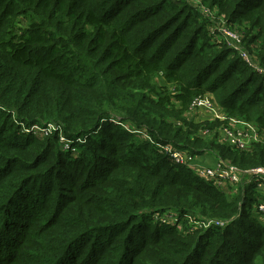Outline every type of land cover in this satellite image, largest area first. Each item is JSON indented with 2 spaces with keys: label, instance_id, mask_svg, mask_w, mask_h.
Returning <instances> with one entry per match:
<instances>
[{
  "label": "trees",
  "instance_id": "1",
  "mask_svg": "<svg viewBox=\"0 0 264 264\" xmlns=\"http://www.w3.org/2000/svg\"><path fill=\"white\" fill-rule=\"evenodd\" d=\"M195 1L219 21L194 0H0V264H264V0ZM206 94L260 142L222 143L228 119L191 109ZM157 144L233 164L244 191Z\"/></svg>",
  "mask_w": 264,
  "mask_h": 264
},
{
  "label": "built area",
  "instance_id": "2",
  "mask_svg": "<svg viewBox=\"0 0 264 264\" xmlns=\"http://www.w3.org/2000/svg\"><path fill=\"white\" fill-rule=\"evenodd\" d=\"M199 3V2H197ZM196 3V4H197ZM202 10V9H201ZM203 13H205L206 15H211L210 12L202 10ZM209 11H211L209 9ZM221 25L220 23H218V26ZM216 30H212L211 29V33L213 34ZM218 31H220L218 29ZM221 33V32H220ZM230 36H232L231 33H228ZM243 38V37H242ZM242 40V39H241ZM243 42V41H242ZM241 42V43H242ZM226 43L229 44L230 40L226 39ZM230 45V44H229ZM244 47V45H243ZM235 51L242 57V59L248 64V65H252V61L250 58L249 53L244 52L242 50H240L237 46H235ZM192 110H204L205 112H209L208 114L213 116L215 119H219V120H225L228 119L226 116L223 117L219 114V108L218 106L215 104L214 99L212 98V96L210 94H206L203 97H199L196 98V100L194 101V103L192 104L191 107ZM230 119V123H231ZM234 122V121H233ZM245 126L247 128V131H243V132H239L235 129V123H231L229 125H226L225 127L222 128L221 130V135H220V141L222 143H227L230 146L234 147L237 150H242L244 151V149L250 147L252 144L254 143H259L260 142V133H258L256 127L254 124L250 123V122H246ZM33 129L36 131V134H47L50 133L53 130H57V127H55L54 125H49L47 128L42 129L39 126H34ZM144 136H146V138H148L150 140V137L143 134ZM151 141V140H150ZM64 142V146L65 145H69V149H71V142H69L67 139L63 140ZM157 146L163 150V153L167 154L170 159H173L174 162L176 163H182V164H186V166L190 169H192L193 171H195L197 173V175L199 177H201L202 179H205L206 181L208 180H212V181H217V182H221L224 181L226 179H229L231 182L236 183L237 177L238 176V172L239 170L233 166V164L228 165L227 167H223V165H221L220 163H218L216 165L215 168H204V170H201L200 167H194L193 165H191L192 163V156H188L187 154L183 153L182 151L173 148L172 146H164V145H159L157 144ZM67 149V150H69ZM162 152V151H161ZM255 174L257 175H264V169H256L253 171ZM258 187H260V189H264V182L261 183V185H258ZM257 210L264 215V203L263 204H259V206L257 207ZM170 219H173V217H170ZM191 219V218H189ZM203 224H205L204 228H210V226L215 225L218 227H224L226 224L223 221H220L219 219H209L206 222H204Z\"/></svg>",
  "mask_w": 264,
  "mask_h": 264
},
{
  "label": "rangeland",
  "instance_id": "3",
  "mask_svg": "<svg viewBox=\"0 0 264 264\" xmlns=\"http://www.w3.org/2000/svg\"><path fill=\"white\" fill-rule=\"evenodd\" d=\"M194 2L195 3H197V2H199V3H197L196 5L200 8V9H202V10H205V11H208V12H210V18L212 19V20H216V21H219L217 18H215L214 16L218 13L217 12V10H214V11H209V6H207V5H205V4H202L200 1H195L194 0ZM224 21H225V18H222V23H221V25H219L218 27H217V29H215L216 31L213 33V35H218L217 37H221V39H222V41H225L226 42V39H228V40H230V45L229 44H227V46L229 47V48H235V46H237L240 50H242V51H244V52H246V49L243 47V45L245 44V43H243L242 42V36L241 35H239L238 34V30L237 29H234V28H231V27H226L225 25H224ZM218 29L220 30V31H218ZM221 32V33H220ZM228 33H231L232 34V36H230ZM242 42V43H241ZM247 53V52H246ZM239 57L240 58H242L240 55H239ZM215 102V104H216V100L214 101ZM193 111V110H192ZM219 114L221 115V116H223V117H225L226 116V114H224L223 113V111L221 110H219ZM227 118H228V121H229V124H231V123H235V129L237 130V131H239V132H243V131H247V128H246V126H245V123L247 122V121H245V120H240V119H238V118H233V117H228V116H226ZM230 119H232L231 120V123H230ZM234 121V122H233ZM251 123V122H250ZM253 124V123H252ZM62 139H61V142H63V140L64 139H66L65 137H64V135L61 137ZM69 145H65L63 148L64 149H69ZM162 152H163V150L162 149H160ZM181 151V150H180ZM183 152V151H182ZM183 153H185V154H187L188 156H192V163H191V165H193L194 167L196 166V167H200L201 168V170H204L205 171V169L204 168H215L216 167V165L218 164V158H216V156L214 155V154H212V153H208L207 155H199V156H193L191 153H187V152H183ZM204 157H210V158H212L213 160H214V162L213 163H211V162H208V163H204ZM178 164H182V163H178ZM183 165H186V164H183ZM205 166V167H204ZM258 169H261V168H258ZM262 169H264V168H262ZM247 172H250V171H247ZM259 179V178H258ZM237 180H238V182L236 181V183H237V185H238V187H239V190L242 192V190L244 191V184H246L247 182H242L241 183V179H240V177H237ZM235 182V181H234Z\"/></svg>",
  "mask_w": 264,
  "mask_h": 264
},
{
  "label": "crops",
  "instance_id": "4",
  "mask_svg": "<svg viewBox=\"0 0 264 264\" xmlns=\"http://www.w3.org/2000/svg\"><path fill=\"white\" fill-rule=\"evenodd\" d=\"M208 162L213 163L214 160H213L212 158H210V157H204V163H208ZM204 167H205V166H204Z\"/></svg>",
  "mask_w": 264,
  "mask_h": 264
}]
</instances>
